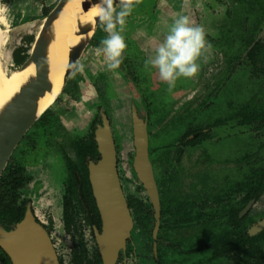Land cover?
<instances>
[{"label":"rangeland","instance_id":"1","mask_svg":"<svg viewBox=\"0 0 264 264\" xmlns=\"http://www.w3.org/2000/svg\"><path fill=\"white\" fill-rule=\"evenodd\" d=\"M56 2L57 0L38 2L13 0L10 4L4 6L1 4L4 11L0 16L2 21L0 25L6 31V44L2 47L1 56L11 73L7 74L2 67L0 56V68L4 74L0 77V84L10 83L13 74L18 71L10 65H13L12 46H17L18 43V45L27 44L29 46L27 40L29 38L35 40L40 30L45 16L43 9L50 12ZM230 5H232L231 0H134L130 18L126 19L121 35L125 41L133 42L130 46L132 55L135 56L139 53L136 66L140 62L144 64L145 60L154 55L155 45L163 40L177 14H183L204 27L206 40L211 45L198 61L201 65L200 72L193 78L178 79L172 91L165 93L168 86L159 79L158 71L154 68H150L147 75V71L138 67L135 74V77H138V83L133 82L132 77L126 78L127 72L124 67L109 70L104 57L95 55L94 48L98 45L92 42V38L80 59V62L85 66L84 71L79 72L81 81L77 74L73 76L78 88L71 85V94L62 93L59 100L50 108L58 116L59 122L56 124L61 123L67 131V137L63 138L61 143L66 145L71 137L89 132L90 123L95 115L93 105L99 100L92 82H95L99 75L104 73L108 83V89H105V92H107L110 104L111 129L114 137L118 139L116 149L120 150L118 171L124 185V193L134 192L132 185L127 181L132 178L131 169L134 156L131 122V104L134 103H137L139 107L138 113L141 119L144 118L141 114L149 115L147 123L148 131H150V154L162 142L174 144L185 131L195 130V128H205L211 137L222 138L218 144L210 139L209 143L213 142L212 146L207 144L203 149L200 146L185 148L180 162L177 164L180 171L178 180L181 185V188L179 186L177 189L179 194L184 193L194 200L197 189H201V192H213L210 175L212 171L218 169V166L212 163V158L214 161H220L224 156L235 159L241 155L240 147L243 139L236 136V129L235 135H232L231 121L251 112L252 108L260 107L257 106L258 99L264 101V77L256 80L253 75H250V68L242 65L241 55L234 59L226 53V35L228 33L225 31V22L222 21L225 20L226 13L228 15ZM119 29L118 25L117 30ZM97 31L98 29L94 36ZM33 43L30 44V48ZM128 69L127 71L134 75L136 71L134 66L129 65ZM147 87L149 88L146 91ZM140 91H143L142 94ZM254 92L252 99L254 102L247 105V101H252L250 98ZM72 97H76L77 100ZM261 106L264 108V105ZM51 121L52 117H49L48 122L55 123ZM215 125L219 126L214 127ZM34 129L32 127L28 134L32 136L31 140L35 141V144L33 149L26 150L25 155L29 154L30 156H27L28 158L23 162L37 180L31 184L26 194L32 198L40 219L45 220L43 215L45 211L53 213L56 225H54L55 229L51 236L56 244L62 245L64 248L68 240L60 226L59 199L55 193L57 186L60 185L58 181L62 177V162L60 156L56 155L55 149L48 152L50 147L46 145L47 140L41 136L44 129ZM32 130H34L35 137L31 135ZM160 131V137L157 138L156 135ZM249 137L254 139L253 133ZM21 142L17 151L23 146ZM256 142L253 144L257 146L259 143L264 146V141ZM250 148L254 153L255 148ZM258 154L257 156L260 157L263 155V153ZM156 155L157 152H154L152 157L155 158ZM13 157L14 159L18 158L16 155ZM255 157L252 155V159ZM34 160L36 164L33 163ZM48 166L50 170H48ZM233 171L234 178L240 180L241 166L234 163ZM156 174H160V169H156ZM201 180H206L208 184L206 186L201 184ZM41 208L43 210H40ZM263 210L264 195L254 207L253 213L258 214ZM258 218L255 216L256 220H259ZM131 234L132 238L137 240V245L139 246L141 243V247L145 248L142 238L137 236L135 230ZM182 257L187 258V256Z\"/></svg>","mask_w":264,"mask_h":264},{"label":"trees","instance_id":"2","mask_svg":"<svg viewBox=\"0 0 264 264\" xmlns=\"http://www.w3.org/2000/svg\"><path fill=\"white\" fill-rule=\"evenodd\" d=\"M13 0H0V7L2 5L10 4ZM35 2L41 1V0H33ZM58 1V0H57ZM118 2V1H117ZM44 17L47 16L49 13L48 10L43 9ZM2 14V12H1ZM3 15V14H2ZM130 15L126 17V19H129ZM260 25V22H256V24L253 26L251 31H255L258 26ZM226 31V27H225ZM107 36V33H105L102 29V27L99 25L98 31L96 35L93 37L92 42H94L95 45H99V42L104 39ZM33 38H29L27 40V43H29V46L26 44H21L19 47H17L14 51V61L13 64L15 65V69H18L20 65L28 58V52L30 50V44L33 43ZM250 40L248 43H246V46L251 42ZM127 44V47L123 53L122 56V63L125 66L124 69H128V66H132L134 55H132V51L130 46L133 44L131 40L125 41ZM227 50H228V44ZM242 46V44H241ZM243 50L245 48H242ZM241 49V50H242ZM259 49L258 44L250 51L249 55H253L254 51H257ZM226 50V53H229ZM242 50V51H243ZM239 55H242L241 53L237 54L234 59L238 58ZM231 57V56H230ZM127 63V64H126ZM121 66V65H120ZM129 70V69H128ZM79 77V80L81 81V77L79 76V72L76 73ZM128 78H131L133 82L137 83V78L134 75H131L130 72L127 71ZM73 72L68 80V83L66 84L63 94H71L72 87L78 88V85L75 80H73ZM100 77V79H99ZM97 78L95 82H92L95 87V90L97 92L98 101L95 105H93V108L95 109V115L93 120L90 123V130L89 132H86L85 134L76 135L74 137H71L68 139V142L66 145H63L60 141L67 137V131L63 127V125L56 124L59 122L58 116H56L51 109L47 110L40 119L34 124V128L36 129H44L42 130L41 136H44L47 140L46 145L47 147H50L49 151H52V149H55L56 155L60 156V159L62 160V164L66 171V185L67 189L65 188V196L63 198V208H64V219L63 222L65 223L64 226H67V231L70 230V224L75 222V210L77 209V205L82 206V201L79 199L80 193L83 197L84 203L86 207H91L89 214L93 215V222H87L88 224L92 223L94 225H97L99 228L100 225V218L99 213L96 209V206L94 204V199L92 197L90 184L88 181V171H87V164L90 160H98L99 154L98 150L94 141V130L95 126L97 124H101L100 116L98 115L99 109L102 107H105V114L110 120L109 115V99L107 96V92H105V89H108L107 86V78L104 73H101ZM72 85V87H71ZM71 87V88H70ZM149 87L146 88V91ZM71 91V92H70ZM141 94L143 91H140ZM154 92V91H153ZM168 92L167 89H165V93ZM255 92L251 96V100L254 98ZM142 96V95H141ZM256 96V95H255ZM75 100H77L76 97H72ZM59 98L57 99V101ZM56 101V102H57ZM254 102L247 101V105H251ZM142 103L144 104V100L142 97ZM244 105V104H243ZM242 105V106H243ZM246 105V104H245ZM264 105V101L261 99H258V105L260 107L252 108L251 112H248L244 115V119H248L249 122H255L257 124L264 125V108L261 106ZM250 115V116H249ZM49 117H52L51 122H55L54 124H51L48 122ZM149 118V117H148ZM111 121V120H110ZM111 123V122H110ZM34 129V130H35ZM34 130H32V134L35 137ZM61 130V131H60ZM29 133V132H28ZM26 134L23 138L21 144V148L18 149L17 153L15 154L18 158H13L12 163L8 167L5 175L3 176L1 183H0V227H2L5 231H11L13 227H15L16 224H18L24 217L26 206L31 203V198L26 194V192L29 190L30 185L34 181V177L30 174L28 171L27 166L24 164L23 160L28 158V155L26 154L27 149H33V146L35 144V141H32V136L29 134ZM196 133V134H195ZM58 134V135H57ZM161 131L156 135L157 138L160 137ZM195 134L193 139H188V136ZM208 132H205V134L201 131L195 130H187L185 133L181 136L180 139H178L174 144H167L165 142H162L159 146L155 147L154 152H157L156 157H152L154 152L150 154L149 152V158L153 166V172L154 177L157 185V189L159 192V200H160V208H161V215H160V229L158 233V245L160 252H163V255H160V260L158 261L159 264H161V256H163V260H165V246L163 245V242H165V222L168 217L170 219L178 220L180 215V209H181V202L179 194L180 192L177 190L179 189L180 183H179V177L178 174L180 171L178 170V163L180 162L181 156L184 153L183 150L187 147L195 148L200 146L201 149L206 148V145L209 144L212 146V142L209 143L208 140ZM31 140V141H30ZM208 140V141H206ZM114 141L116 144V147L118 146V139L114 137ZM119 148L116 149L117 153V165L119 166ZM20 154V155H19ZM34 155V154H32ZM55 155V156H56ZM243 160L249 161V168L248 170H244L243 175L244 178H240L239 181L235 182L234 184V193H240L244 189L248 190L246 192V195L244 200L241 202L240 206L235 208L234 212H230L229 216H226L225 208L218 211V224L224 223V221L230 220L231 223H229L228 227L227 224L224 225L227 229H225L222 233H219V235L216 237V250H215V256H213V253L210 249V239L207 241H201L200 245H198V252H200L201 255H203L206 258L207 253V262H211L213 259H220L225 258L229 256L228 254L231 252V250H234L235 248L240 249L242 247L243 243H246V240H248L249 243V260L246 264H264V231L261 232L259 235L254 237H249L245 233L246 229V223L243 219H238V213L240 209L246 205V203L252 199L259 200L260 197L264 193V166H258L257 164L264 161V157H257L255 159H252V155L248 154L245 156L240 155V157H237L234 159L235 162H239L242 164ZM34 164H36L35 160L33 161ZM160 169V174H156V169ZM242 171V170H241ZM132 178L127 179L128 183L130 182V185H132L134 192H129L125 194L127 204L133 219L134 223V230L139 238H142V242H144V246H147L148 251L151 252L152 244H153V238H152V231L154 227V211L153 208L149 202L148 197L145 194V191L142 187V185L137 180L133 170L131 169ZM121 177V176H120ZM242 177V173H241ZM248 180V181H245ZM121 180V178H120ZM78 182V184H77ZM81 184L82 189H78V185ZM179 192V193H178ZM217 200L223 201L222 199L218 198ZM184 210V208H183ZM71 211L75 214H71ZM51 220V219H50ZM249 225H251L254 220L249 219ZM51 228V227H50ZM230 229L232 232H230ZM238 230V232H237ZM138 238V239H139ZM74 240V243L80 242V245L75 246V250H73L71 258L68 262V264H102V261L100 259V255L98 254L97 249L94 250L92 257H90V252L86 250V248L83 246L81 240H78L76 238H72ZM163 241V242H162ZM141 244V243H140ZM212 255V256H211ZM227 255V256H226ZM62 262L64 259L62 257L59 258ZM67 258H65L66 260ZM204 259V258H203ZM202 261L204 262V260ZM213 263V262H211ZM209 263V264H211ZM230 263V262H229ZM226 262V264H229ZM241 263V262H239ZM0 264H11L10 259L5 254V252L0 248ZM205 264V263H204ZM220 264V263H218Z\"/></svg>","mask_w":264,"mask_h":264},{"label":"water","instance_id":"3","mask_svg":"<svg viewBox=\"0 0 264 264\" xmlns=\"http://www.w3.org/2000/svg\"><path fill=\"white\" fill-rule=\"evenodd\" d=\"M69 0H58L42 20L40 30L28 52V58L16 70H24L31 64L35 66V76L24 85L0 113V183L13 161L20 142L25 135L51 107L39 112V99L52 89L49 81L48 48L54 39V23ZM98 0H89L82 4L86 11ZM99 19L91 24L79 27L80 35L88 36L73 46L67 55L63 86L60 95L68 83L74 69L71 65L80 60L94 33L99 27ZM2 60V56H1ZM3 67L7 69L3 60ZM60 95L56 98L60 97ZM139 117L137 107L131 104V122L133 132L134 156L132 170L142 185L154 211L152 231L153 251L156 255L157 235L160 229V200L153 166L149 158V135L146 114ZM101 124L96 125V141L99 160L89 161L88 172L92 193L101 218L102 230L95 229V241L102 264H116L120 251H124L134 228L133 219L124 195L118 174L117 153L111 125L101 110ZM251 201L243 210L245 215ZM264 230V219L249 229V235L255 236ZM0 248L5 252L11 264H60L52 240L47 231L35 220L30 206H27L23 219L11 231L0 227Z\"/></svg>","mask_w":264,"mask_h":264},{"label":"flooded vegetation","instance_id":"4","mask_svg":"<svg viewBox=\"0 0 264 264\" xmlns=\"http://www.w3.org/2000/svg\"><path fill=\"white\" fill-rule=\"evenodd\" d=\"M231 4L232 5L228 7L229 8L228 15L226 13V18L224 21H222V22H225L226 31L228 33L226 35L227 37L226 40H227L228 50H229L228 54L232 57H236L237 54L241 53L242 60H243L242 65L244 64V66L249 67L251 70L250 75H253V77L256 80H260L262 77H264V0H231ZM256 22L257 23L260 22V25L253 32L251 31V29L256 24ZM250 40L252 41L246 46V43H248ZM18 44L17 46H12V51H11L12 61H14V58H15L14 57L15 49L21 45V44L20 45ZM257 44L259 46V49L257 51H254L253 55L250 56L249 55L250 51ZM242 48H245V49L243 50ZM137 60H139V53L138 55L134 56L133 62L131 63L132 66H134L136 70L134 73V76L137 73L138 67L145 70L144 64L142 62H140L136 66ZM10 65L11 67L15 68L14 64L13 65L10 64ZM122 67H125L123 63H121L120 68ZM145 71H147V75H148L149 70H145ZM1 76H4L2 71H1ZM127 77H128V74H126V78ZM135 105L137 107V110L139 111V107L137 106V103H135ZM101 110L105 114V107L103 108L101 107L98 111L99 116H100ZM141 115L143 116V114ZM148 117L149 115H146L147 120H148ZM244 118H245L244 116H242L241 118L236 117L234 121H231L232 122L231 124L232 132L231 133L234 136L235 135L234 131L236 129L237 130L236 136H239L241 139H243L242 146L240 147L241 155L245 156V155L250 154V155L256 156L257 157L256 160H258V157H260V156H257L259 155L258 153H263L262 156L264 157V151H263L264 146H262L259 143L256 146L253 143L254 142L257 143L256 141H260V143H262L264 141L263 140L264 139V125L257 124L256 121L249 122L248 119L245 120ZM107 119L109 120L108 117ZM110 120L109 122H111ZM110 125L112 126V123H110ZM216 126H219V125H215L214 127ZM148 128H149V125L147 126V130ZM195 129L197 131L203 132L204 134L205 132H208V130L205 128H195ZM95 130H96V126H95ZM95 130H94V133H95ZM251 133H253L254 139L249 137ZM195 134L188 136V139H193ZM148 135H150V131H148ZM208 136H209L208 140L211 139V141L215 142L216 144H218L219 141H221L222 139L221 137L219 138L211 137L209 132H208ZM95 144H96V141H95ZM250 147L255 148L254 153L252 152ZM98 160H95V161L91 160V161L97 162ZM211 161L214 165L218 166V169L215 171H212L210 175V181L214 189L213 192L211 193H208L207 191L201 192V189H197V191L195 190L196 197L194 200H192L193 198L191 199L190 197H187L184 193H181L180 202L182 205H181L180 215H179L178 220L173 221L174 219L172 218L170 219V217H168V219L164 221L165 222V242L163 241L162 242H163V245L165 246V260H163L162 258L163 256H161V264H204V263L209 264L211 262H213L211 264H218V263L226 264V262L228 263L230 262L229 264H246V262L248 263L249 249H250L248 240H246V243L242 244V247L240 249L235 248L234 250H231V252L228 254L229 256L226 255L227 257L225 258L221 257L220 259L215 258L211 260V262L206 261L207 253L205 255L206 256L205 258L197 250L199 247L198 245H200V242L202 240L207 241L208 239H210V242H211L210 249H211V252L213 253V256L216 257L215 255V250L217 248L216 247V237L219 235V233H222L225 229H227L226 227H224V225L227 224V227H228L229 223H231L230 220H227V221H224L226 224L224 223L218 224V220H217L218 211L221 209L223 210L225 208L226 216H229L230 212H234L235 208L236 207L238 208L240 206L241 202L244 200V198H246L245 197L246 192H248V190L244 189L240 193H234V184L235 182L239 180L237 178L235 179L233 176V172H234L233 166L235 163L241 166L242 177L240 178L242 179L244 178L243 172L244 170H248L249 168L248 160L242 159V164H241L239 162H235L233 157L224 156V158H222L220 161H214L213 158ZM260 163H258L257 165L262 166V164ZM88 165H89V162L87 164V171H88ZM61 166L63 168L62 177H61V180L58 181L60 185L58 184L59 186H57V192L55 193L57 194L58 199H59V209H60V214H59L60 219L59 220H61L60 226L62 228V232L66 235L67 240H68V243L65 244L64 248L62 247V245L56 244L53 237L51 236V234L53 233L55 229L54 225H56L55 219L53 217V213L51 212L48 213V211L43 212V215L45 217L44 218L45 220H43L37 216L36 208L33 205V201H31V203L28 204L27 206H30L31 212L34 215L35 220L41 225V227H43L47 231L48 235L50 236L52 240V244L58 256V259L60 257L64 259L62 262L59 259L60 264H68L71 258L72 252L73 250H75V246L80 245V242L74 243V240H72V238L81 240L83 246L86 248L87 251L90 252V254H88L90 255V257H92L91 255H93V252L95 249H97L98 251L94 232H95V229L101 232L102 222H101V218L99 215V218H100L99 228L97 227V225H94L92 223L90 224L87 223V222H93L94 220L93 215L89 214L90 212L89 208L91 207L85 206L82 195L78 193L79 199L82 201L83 204L82 206L77 205V209L75 210L76 214L71 211L72 215L75 214L74 216L75 222L69 225L70 230L67 231L66 229L67 226H64L65 223L63 222L64 208L62 205L63 198L66 193L65 188L67 189V185H66L67 176H66V171H65L63 164H61ZM48 170H50V167L48 168ZM30 174L34 177V181H36L37 178L32 173ZM118 174H119V171H118ZM119 178H120V175H119ZM88 181H89V172H88ZM245 181H248V180L245 179ZM200 182L201 184H204L205 186L208 184L206 180L205 181L201 180ZM89 184H90V181H89ZM121 185H122V189L124 192V188H123L124 185L122 181H121ZM90 188H91V184H90ZM180 188H181V185H180ZM78 189H82L81 184L78 185ZM91 193H92V188H91ZM263 195L260 197V199L263 197ZM92 197L94 199L93 193H92ZM218 198L222 199L223 201L217 200ZM259 200L252 199L248 201L246 205H244L238 213V219H243L244 222L246 223L245 233L249 237H251L249 235V229L252 228L259 221L264 219V210L258 214L253 213L254 207L259 202ZM251 201H253V204L251 205L250 209L245 215L241 216L243 210ZM94 204L96 206L95 199H94ZM96 209H97V206H96ZM40 210H43V208H41ZM255 216H257V218L259 217L258 218L259 220H256ZM249 219L254 220V222L251 225H249V222H248ZM132 232H134V228ZM230 232H232L231 229H230ZM260 233H258L257 235H259ZM136 241L137 240H134L132 238V234H131V238L127 241L125 250L120 251L116 264H149V263L159 264L158 263V261L160 260L159 256L163 255V252H160L158 248L159 247L158 242H157L159 241L158 235H157V241H156L157 242L156 255L154 254V251H153V244H152V248L150 252L148 251L147 246H144L145 244H143V246L145 247L143 248L141 247V244H139L138 246ZM98 254H99V251H98ZM182 256H187V258H184ZM65 258L67 259L65 260ZM202 259L204 260V262L202 261Z\"/></svg>","mask_w":264,"mask_h":264},{"label":"clouds","instance_id":"5","mask_svg":"<svg viewBox=\"0 0 264 264\" xmlns=\"http://www.w3.org/2000/svg\"><path fill=\"white\" fill-rule=\"evenodd\" d=\"M134 0H98L92 6L91 16L107 36L94 48L96 56H103L109 70L117 69L122 63V56L127 47L121 35L126 17L132 12ZM0 7V12H3ZM120 29L117 30V26ZM211 47L206 40V32L187 15L177 14L168 28L163 40L154 48V55L144 62L145 70L154 68L159 79L166 83L169 92L180 78H193L198 75L201 65L198 63L203 53ZM84 64L78 59L71 65L73 75L84 71Z\"/></svg>","mask_w":264,"mask_h":264},{"label":"bare ground","instance_id":"6","mask_svg":"<svg viewBox=\"0 0 264 264\" xmlns=\"http://www.w3.org/2000/svg\"><path fill=\"white\" fill-rule=\"evenodd\" d=\"M89 0H69L58 20L55 21L54 39H52L48 48V63H49V81L52 89L46 92L45 96L39 99V112L51 107L56 98L60 95L64 73L67 65V55L69 50L82 39H87L88 36L78 33L79 27L84 24H93L94 18L91 16V5L86 11H83L82 4ZM1 16V12H0ZM2 23L0 17V24ZM6 44V31L0 25V56L2 47ZM35 76V66L31 64L24 70H18L13 74L6 85L0 84V113L11 99L18 93L21 86L29 79ZM1 77V68H0Z\"/></svg>","mask_w":264,"mask_h":264}]
</instances>
